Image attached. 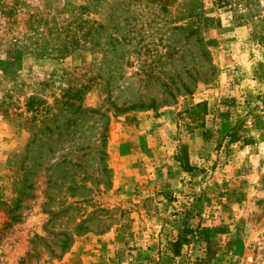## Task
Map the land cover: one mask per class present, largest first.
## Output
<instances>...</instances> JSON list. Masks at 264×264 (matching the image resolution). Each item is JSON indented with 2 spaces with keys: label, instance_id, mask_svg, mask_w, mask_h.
Wrapping results in <instances>:
<instances>
[{
  "label": "rangeland",
  "instance_id": "374dc122",
  "mask_svg": "<svg viewBox=\"0 0 264 264\" xmlns=\"http://www.w3.org/2000/svg\"><path fill=\"white\" fill-rule=\"evenodd\" d=\"M0 264H264V0H0Z\"/></svg>",
  "mask_w": 264,
  "mask_h": 264
},
{
  "label": "trees",
  "instance_id": "16d2710c",
  "mask_svg": "<svg viewBox=\"0 0 264 264\" xmlns=\"http://www.w3.org/2000/svg\"><path fill=\"white\" fill-rule=\"evenodd\" d=\"M244 1V0H243ZM246 1H248V0H246ZM159 2H160V4L161 5H166L168 2H169V0H159ZM215 3L217 4V5H219L220 7L221 6H226V5H230V0H215ZM199 106H202V107H204V103H198V104H196L195 105V107H199ZM233 135L231 134V133H229V137H230V139H233V137H232ZM189 168V167H188ZM179 245V242H175L174 244H173V246H178ZM177 250H175V253L177 254Z\"/></svg>",
  "mask_w": 264,
  "mask_h": 264
}]
</instances>
